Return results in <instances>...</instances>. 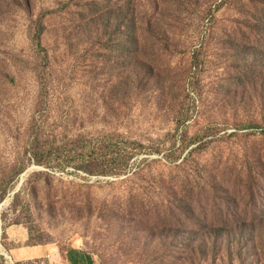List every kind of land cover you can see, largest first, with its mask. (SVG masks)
Wrapping results in <instances>:
<instances>
[{
	"label": "rangeland",
	"instance_id": "obj_1",
	"mask_svg": "<svg viewBox=\"0 0 264 264\" xmlns=\"http://www.w3.org/2000/svg\"><path fill=\"white\" fill-rule=\"evenodd\" d=\"M220 1L0 0L15 264H264V8Z\"/></svg>",
	"mask_w": 264,
	"mask_h": 264
},
{
	"label": "trees",
	"instance_id": "obj_2",
	"mask_svg": "<svg viewBox=\"0 0 264 264\" xmlns=\"http://www.w3.org/2000/svg\"><path fill=\"white\" fill-rule=\"evenodd\" d=\"M218 1H220V0H218ZM228 1L229 0H221L219 3L220 4L219 6L227 4ZM254 5H256L258 7L262 6L264 8V0H261V1L256 0ZM262 31H264V30H262ZM263 134H264V130H263ZM173 153H170V155H172ZM166 158H168V160H170L171 157L169 158V155H166ZM68 260L71 264H95L90 255L85 254V253H83L79 250H76V249H71L68 251Z\"/></svg>",
	"mask_w": 264,
	"mask_h": 264
},
{
	"label": "crops",
	"instance_id": "obj_3",
	"mask_svg": "<svg viewBox=\"0 0 264 264\" xmlns=\"http://www.w3.org/2000/svg\"><path fill=\"white\" fill-rule=\"evenodd\" d=\"M50 251V249H46L44 246L42 247H34L31 248L28 251H22L20 254V256H18L17 258L20 259V257H27V259H37L40 258L42 256H46V254H48Z\"/></svg>",
	"mask_w": 264,
	"mask_h": 264
},
{
	"label": "water",
	"instance_id": "obj_4",
	"mask_svg": "<svg viewBox=\"0 0 264 264\" xmlns=\"http://www.w3.org/2000/svg\"><path fill=\"white\" fill-rule=\"evenodd\" d=\"M25 174H26V172H24V173L22 174V178H21V181H20L19 186L22 185ZM19 186H18V187H19ZM17 189H18V188H17ZM6 204H8V199L5 200V201L2 203V205L0 206V212H1L2 209L5 207ZM1 235H2V231H1V225H0V241H1ZM1 246H2V245H1V242H0V248H1Z\"/></svg>",
	"mask_w": 264,
	"mask_h": 264
},
{
	"label": "bare ground",
	"instance_id": "obj_5",
	"mask_svg": "<svg viewBox=\"0 0 264 264\" xmlns=\"http://www.w3.org/2000/svg\"><path fill=\"white\" fill-rule=\"evenodd\" d=\"M1 205H2V204H0V206H1ZM0 225H1V223H0ZM1 231H2V228H1ZM0 253H1V254H2L7 260H9L11 263L15 264L13 258H12L11 256H9L8 253H7L6 251H4V249L2 248V246H1V248H0Z\"/></svg>",
	"mask_w": 264,
	"mask_h": 264
}]
</instances>
